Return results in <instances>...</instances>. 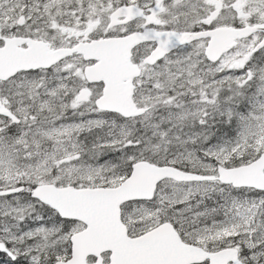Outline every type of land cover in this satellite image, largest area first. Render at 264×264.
Wrapping results in <instances>:
<instances>
[{"label": "snow or ice", "instance_id": "obj_1", "mask_svg": "<svg viewBox=\"0 0 264 264\" xmlns=\"http://www.w3.org/2000/svg\"><path fill=\"white\" fill-rule=\"evenodd\" d=\"M0 264H264V0H0Z\"/></svg>", "mask_w": 264, "mask_h": 264}]
</instances>
